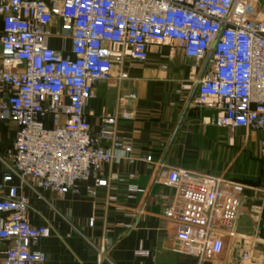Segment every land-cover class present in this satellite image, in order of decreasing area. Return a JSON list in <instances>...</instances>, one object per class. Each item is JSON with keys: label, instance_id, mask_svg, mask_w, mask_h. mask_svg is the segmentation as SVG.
<instances>
[{"label": "built area", "instance_id": "built-area-1", "mask_svg": "<svg viewBox=\"0 0 264 264\" xmlns=\"http://www.w3.org/2000/svg\"><path fill=\"white\" fill-rule=\"evenodd\" d=\"M262 1L0 0V82L13 90L0 102V117L18 125L14 173L60 194L76 191V183L90 177L106 186L102 165L118 150L130 158L132 146L118 134L117 116L103 117L98 134L91 133L86 105L94 85L110 81L126 57L145 61L149 45L166 42L187 58L209 59L197 80V105L214 111L212 125L258 132L264 160ZM53 36L70 40V52L52 48ZM127 76L119 74L121 80ZM11 178L5 173V181ZM167 184L179 204V251L213 258L225 237L236 236L242 201L236 186L180 168L168 171ZM28 209L27 197L15 187L0 197V214L7 213L0 216V241L9 242L4 264H46L45 253L32 246L51 229L28 223ZM108 247L103 237L101 252ZM248 258L244 253L242 259Z\"/></svg>", "mask_w": 264, "mask_h": 264}, {"label": "crops", "instance_id": "crops-1", "mask_svg": "<svg viewBox=\"0 0 264 264\" xmlns=\"http://www.w3.org/2000/svg\"><path fill=\"white\" fill-rule=\"evenodd\" d=\"M1 35L0 16V52ZM49 45L66 54L71 41L53 36ZM208 64V58H187L174 43H153L145 61L126 57L110 81L94 85L86 105L91 133L98 134L103 117L117 116V132L132 146L130 158L118 150L112 162L102 165L106 186L90 177L78 181L76 191L60 194L23 180L13 171L11 154L18 125L0 117V197L15 187L28 199V223L50 227V235L32 246L45 253L46 264H264L261 135L209 123L214 111L197 105V80ZM121 72L127 73L126 79L119 78ZM12 92L0 82V102ZM126 113L132 117L123 118ZM173 168L225 179L242 198L236 236L225 237L211 259L179 251V204L175 189L167 184ZM8 172L12 178L5 181ZM103 237L109 247L101 252ZM8 245L0 241V264ZM244 253L249 255L246 260Z\"/></svg>", "mask_w": 264, "mask_h": 264}, {"label": "rangeland", "instance_id": "rangeland-1", "mask_svg": "<svg viewBox=\"0 0 264 264\" xmlns=\"http://www.w3.org/2000/svg\"><path fill=\"white\" fill-rule=\"evenodd\" d=\"M241 164H242V160H239V166H241Z\"/></svg>", "mask_w": 264, "mask_h": 264}]
</instances>
